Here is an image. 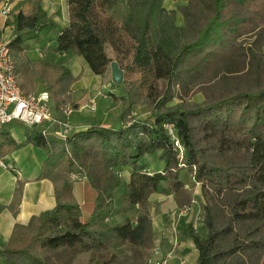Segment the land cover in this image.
I'll return each mask as SVG.
<instances>
[{
	"label": "trees",
	"instance_id": "1",
	"mask_svg": "<svg viewBox=\"0 0 264 264\" xmlns=\"http://www.w3.org/2000/svg\"><path fill=\"white\" fill-rule=\"evenodd\" d=\"M5 1L15 0H0V7ZM166 1L66 0L71 18L55 33L40 0L30 14L13 7L8 47L25 95L41 79L56 111L72 101L69 69L45 51L35 62L26 54L25 44L43 33L54 57L77 56L104 77L112 60L96 25L97 3L113 31L132 44L129 71L143 77L125 97H112L121 103L118 128L93 125L64 142L37 130L16 142L0 130V159L28 144L45 152L37 179L52 182L55 197L52 210L14 226L0 245V264H75L82 257L85 264H151V197L171 195L178 209L188 207L193 193L185 174L206 198L198 231L184 226L195 264H264V0H186L177 10ZM3 28L0 19V36ZM200 92L202 102L187 107ZM135 106L147 109L146 119L130 118ZM71 176L96 193L85 220ZM23 186L18 179L0 214L17 215Z\"/></svg>",
	"mask_w": 264,
	"mask_h": 264
},
{
	"label": "crops",
	"instance_id": "2",
	"mask_svg": "<svg viewBox=\"0 0 264 264\" xmlns=\"http://www.w3.org/2000/svg\"><path fill=\"white\" fill-rule=\"evenodd\" d=\"M42 1V0H41ZM17 0L13 2L14 11L18 9L22 10L25 14H30L32 12L33 6L30 2L19 4L16 8ZM41 8L43 12L46 14V19L55 24L57 22V17H52L53 9L50 11L46 10L43 2L41 3ZM5 33L8 32L7 28L3 30ZM46 32V31H45ZM49 36V35H48ZM47 35L41 34L37 41H29L25 44L26 54L34 55L33 58L30 57L32 61H38L39 52H47L49 60L54 63H60L66 68L69 69L71 75L76 78L80 72H82V77L79 78L71 87V97L76 102V107L84 105L95 98V95L99 93V84L100 78L92 75L90 70L84 64L81 58H76L75 56L65 54L61 57H54L51 53V47H53V43H50L52 39H49ZM50 41V42H49ZM48 44V46L44 49L42 47ZM112 51L111 49H109ZM112 53V52H111ZM113 54V53H112ZM111 54V55H112ZM111 60H114L110 54H108ZM79 63H81L82 67H79ZM78 65V69L76 68ZM81 69V70H80ZM35 89H44L45 83L41 79H36L35 81ZM103 89V87L101 88ZM109 96L100 95L98 96L100 99L97 100L95 111H89L84 109L83 111H77V115L68 116L67 123L73 129L74 132H78L81 130H85L93 125H100L104 128H118L121 125L120 122V112H121V104L112 99V97L118 98L116 94H113L112 91H107ZM97 97V98H98ZM81 103H84L81 105ZM136 110V109H135ZM14 125H9L10 127ZM8 126V127H9ZM14 127V126H13ZM21 129V128H20ZM29 132V129H27ZM10 135L14 138L16 142H21L25 139V136L22 135L23 132L17 128H11L9 131ZM27 132V133H28ZM26 133V134H27ZM46 159V154L40 148H37L31 144H28L10 154L6 157L0 159V162L4 165H0V204L8 205L11 200L12 192L15 188L16 181L22 180L24 181V186L22 190V198L18 208L17 215L14 217L10 213L9 210L5 209L0 214V245L7 244L12 230L15 225H26L31 217L38 216L42 213L48 212L52 210L55 206V197H54V185L49 180L43 179L38 180L37 177L40 173L41 166ZM157 165V164H156ZM127 179L123 177V180H128V173H126ZM124 176V175H123ZM183 181L185 184L189 182V176H184ZM72 195L75 202L78 204L81 212V219L85 220L94 209V203L96 198L95 191L90 187L88 182L85 179H79L73 182L72 185ZM162 197H172L171 195H154L151 197V202L153 206L151 209H154V206L157 210H159L161 204ZM153 211H151L152 213ZM152 216V215H151ZM124 217H131L130 214L120 215L116 217L113 222L120 223L123 221ZM165 218L159 219V223L156 225L154 223V231L161 232L165 228ZM157 230H156V227ZM184 228V226H183ZM182 235L183 244L186 245L184 248L177 253L178 256L184 255L185 258H189L190 252L194 253V256L190 260H186L185 264H195L197 258V252L194 248V245L191 241L184 238V232H180ZM171 243V241H170ZM166 241H163L160 244L159 248H156L157 253L163 256L167 253ZM171 245V244H169ZM169 247V246H168ZM189 251V253H188ZM187 255V256H186ZM160 256V257H161ZM176 256L174 259L169 260L168 264H181L179 259ZM191 260L193 263H191Z\"/></svg>",
	"mask_w": 264,
	"mask_h": 264
},
{
	"label": "rangeland",
	"instance_id": "3",
	"mask_svg": "<svg viewBox=\"0 0 264 264\" xmlns=\"http://www.w3.org/2000/svg\"><path fill=\"white\" fill-rule=\"evenodd\" d=\"M17 1H18V3L15 4L16 8L19 6V4H21V2L22 3L30 2L33 7H34V3H35V0H17ZM40 2L41 3L43 2V5H45L47 11H50L51 9H53L54 12L52 13V17H54V16L57 17V19H56L57 22H55V24H56L55 27L52 25L53 27L51 29H49V31L52 30V32L55 33L56 30H54V28L62 27L63 25H66L68 23L69 19L71 18V15H70L69 7L67 5L66 0H42V1L40 0ZM185 2H186V0H167L166 5H167L168 9L177 10L180 6H183L185 4ZM11 5H12V9H13L14 5L13 4H11ZM40 7H41V5H40ZM94 13L96 16V25H97L98 29L100 31L104 32L103 35H104L105 40H106V48H108V54H110V56H112V58H114V60L117 62L119 69L123 73V81L120 84L115 85L111 81V70H110V66H108V71L106 72V74L104 75L103 78H100L99 93H97L95 95V98L91 99V100L95 101V105H96L97 100L100 99L98 97L100 95V93L102 96L103 95L109 96L110 93L107 92L109 90L112 91L113 94L120 96L118 98L125 97L130 89L139 85V83L142 80L143 74L141 72L129 71L128 66H129V63L131 60V54H132L131 45L132 44L125 37H121L120 35L116 34L113 31V27L108 25L106 17L99 11V3L96 4ZM10 16L6 20L1 19V24H2V26H4L3 30L6 28L8 30L7 33H5V31H4V35L6 38H10L12 35L11 34V27L9 26L11 23V17ZM114 44H115L116 49H117V54L115 53L113 55L109 49L111 48L110 46H112ZM32 56H34V55H29L28 57L33 58ZM38 56H39V54H38ZM75 57L78 58L77 56H75ZM38 58H39L38 60H41L40 57H38ZM115 61L112 60V62H115ZM79 67L80 68L82 67L81 63H79ZM76 68L78 69V65ZM82 76H83L82 72H80L78 74V76H76V78H74L73 76L72 77L75 79V82H76ZM102 87H103V89H101ZM45 90H46V88H45ZM45 90L44 89L43 90L42 89H39V90L36 89L34 92L45 91ZM202 100H203V94L201 92L192 94V95H190L189 99L187 100L186 106L187 107H193L195 104L202 102ZM115 102H116V104L120 103L119 101H115ZM174 102H176V100ZM76 104L77 103L74 102V100L72 99L71 103L66 106V107L71 108L73 110V112L70 114V116L77 115V111L78 112L83 111L84 109L82 110V108L86 105V103L85 104L81 103V105L82 104H84V105L80 106L77 109V108H75ZM50 109H51L52 115H54V116H58L61 112V110L56 111L54 109L52 102L50 104ZM120 114H121V112H120ZM147 115H148V113H147V109L145 107L135 106L133 108L132 112L130 113V118H132L133 120H144L147 118ZM11 128H17V129L21 130V132H23L22 135H24V136L28 132V130H27L28 128H26L25 126H23L21 124H14L11 127L10 126L7 127V129L9 131L11 130ZM123 175H124L123 177L127 176L126 172ZM126 179H127V177H125V180ZM125 180H123V181H125ZM185 187L193 193L192 202L188 205V207L178 209L176 202H175L173 197H162L161 198V204L162 205L160 206L159 210H157L155 208V206H154V209L153 208L151 209V211H153V212L150 214V219H151L152 232L154 233V240L153 241H154V247H155V251H154L153 257L151 259V263H153V264H155L161 258H164V257H165L164 259H166V264H168L169 260L174 259L175 256L177 257L176 252H180V250L182 248H184V246H186L183 244L184 242H182L183 241V238H182L183 234H180V232H182V233L184 232L183 226H185L187 224H191L193 226V229L195 231H198V226L200 225V222L203 219V216H204L203 206L206 204V198L203 196V193L201 192L200 185L193 183L189 179V182L187 184H185ZM120 188H121V186H119L117 188V190L115 191L116 194L119 193ZM152 206H153V204L151 202V207ZM160 218L161 219L165 218L164 221H165L167 226H165L163 231H161L159 233V232L154 231L153 225H154V223L157 225L159 223ZM156 230H157V227H156ZM198 234H201V232H198ZM163 241H166L167 244L164 247H167L166 250H168V251L166 254L161 256V255H159V253H157L156 248H159L160 244ZM170 241H171V243H170ZM169 244H171V245H169ZM188 253H189V251H188ZM193 256H194V253L192 252V249H191L189 258L192 259ZM177 258L179 259L181 264H185L186 260H190L188 258H185L184 255L178 256ZM85 261H86V259L84 257H82V258L78 259L75 262V264H85ZM191 263H193L192 260H191Z\"/></svg>",
	"mask_w": 264,
	"mask_h": 264
},
{
	"label": "built area",
	"instance_id": "4",
	"mask_svg": "<svg viewBox=\"0 0 264 264\" xmlns=\"http://www.w3.org/2000/svg\"><path fill=\"white\" fill-rule=\"evenodd\" d=\"M11 11V3L3 2L0 7V19H8ZM11 37L6 38L4 32L0 36V130L11 124H21L29 130H37L43 138L57 142L66 141L74 133L67 123V117L73 110L65 107L59 117L54 116L50 109L51 97L48 91L28 95L23 93L14 75L13 56L8 47ZM83 109L95 111V101H89ZM0 165L4 166L1 162ZM71 179L73 182L79 180L76 176H71ZM164 258L155 264H166Z\"/></svg>",
	"mask_w": 264,
	"mask_h": 264
},
{
	"label": "water",
	"instance_id": "5",
	"mask_svg": "<svg viewBox=\"0 0 264 264\" xmlns=\"http://www.w3.org/2000/svg\"><path fill=\"white\" fill-rule=\"evenodd\" d=\"M111 70V81L113 84L118 85L123 81V73L119 69L117 63L110 62L109 64Z\"/></svg>",
	"mask_w": 264,
	"mask_h": 264
}]
</instances>
